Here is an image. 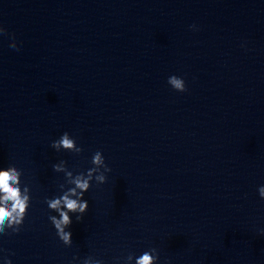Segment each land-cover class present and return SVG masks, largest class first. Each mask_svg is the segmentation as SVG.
<instances>
[{
  "label": "water",
  "instance_id": "obj_1",
  "mask_svg": "<svg viewBox=\"0 0 264 264\" xmlns=\"http://www.w3.org/2000/svg\"><path fill=\"white\" fill-rule=\"evenodd\" d=\"M125 0H0V169L21 170L30 206L21 230L0 234V264L106 263L115 174ZM13 39L17 47L10 44ZM68 132L83 151L51 147ZM100 151L111 169L84 194L82 221L72 215L65 246L49 220L46 198L91 168ZM76 258L75 260L73 258Z\"/></svg>",
  "mask_w": 264,
  "mask_h": 264
},
{
  "label": "clouds",
  "instance_id": "obj_2",
  "mask_svg": "<svg viewBox=\"0 0 264 264\" xmlns=\"http://www.w3.org/2000/svg\"><path fill=\"white\" fill-rule=\"evenodd\" d=\"M195 28V25L192 26ZM6 30L0 26V33ZM10 47L16 48V42L13 39ZM168 84L178 92H186L185 81L172 75L168 78ZM51 147L57 152L64 150L76 154H80L83 149L78 147L75 139L68 132L63 133L59 139L51 143ZM93 165L86 173L73 174L66 165V161L61 160L59 163L53 164L52 168L55 172H63L68 187L64 188L59 185L61 195L54 198H46L45 203L48 208L57 215H50L49 220L56 230V234L65 246H71L72 234L67 229L72 224V215L76 220L82 221L84 214L88 211L89 204L84 199V194L90 189L93 179L97 184L106 182V173L111 169L105 163V158L100 151H96L91 159ZM21 170L14 165L0 169V234L18 233L25 217L27 216L30 206V189L28 186L21 188ZM259 196L264 199V185L258 188ZM264 231V230H262ZM76 259L75 257L73 258ZM134 255L129 253L124 259V264H132ZM159 254L155 248L143 252L139 257H135V264H157ZM5 264H11V261L5 259ZM83 264H102V261L93 257H88Z\"/></svg>",
  "mask_w": 264,
  "mask_h": 264
}]
</instances>
